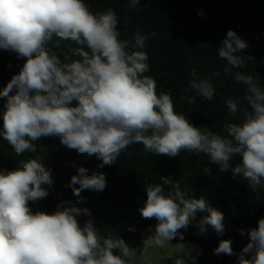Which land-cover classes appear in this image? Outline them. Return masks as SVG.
I'll return each mask as SVG.
<instances>
[{
	"label": "clouds",
	"instance_id": "clouds-1",
	"mask_svg": "<svg viewBox=\"0 0 264 264\" xmlns=\"http://www.w3.org/2000/svg\"><path fill=\"white\" fill-rule=\"evenodd\" d=\"M138 4L128 0L130 9ZM119 24L115 10L97 14L85 0H0V49L24 60L0 90V98H6L0 137L16 158L14 167L0 168V264H141L142 251L115 231L98 229L92 219L83 224L78 220L91 217L88 208L77 207L85 201L81 192L104 190L103 172L88 175L85 167H78L66 185L75 202L62 201L52 213L31 210L29 202L45 199L54 183L43 147L38 151L36 142L42 137L58 136L67 148L95 155L100 168L116 163L133 144L157 156L202 153L221 172L231 171L233 178L246 181L252 192L264 188V87L252 75L233 72L253 60L241 54L247 41L229 29L217 49L226 61L225 75L245 85L246 105L239 97L226 100L233 119L221 134L178 113L170 90L158 93L155 79L146 75L150 66L144 49L155 31L122 39ZM54 37L57 45L60 40L74 42L73 55L79 59L65 57L62 62L48 47ZM219 75L202 77L193 71L182 99L190 104L197 96L212 100V77ZM160 180L144 186L146 200L139 209L144 219L157 221L151 235L157 246L183 240L181 230L189 228L197 213H206L196 222L197 236L209 226L218 235L224 233V213L206 197L190 194L171 176ZM247 235L249 242L239 253L225 239L213 254L236 255L237 264H264V218ZM176 264L184 261L177 259Z\"/></svg>",
	"mask_w": 264,
	"mask_h": 264
},
{
	"label": "trees",
	"instance_id": "trees-1",
	"mask_svg": "<svg viewBox=\"0 0 264 264\" xmlns=\"http://www.w3.org/2000/svg\"><path fill=\"white\" fill-rule=\"evenodd\" d=\"M85 3L97 14L108 8L115 10L122 39L131 40L136 32L147 35L155 31L156 36L149 38L144 49L150 66L146 75L155 79L158 93L170 90L176 111L183 113L197 127L208 126L223 134V125L233 119L226 100L239 97L242 101L245 94V85L233 76L225 75L226 61H222L217 53L229 29L247 41L248 46L241 54L253 57L246 67L233 69V72L252 75L264 87V0H139L137 9H130L128 0H85ZM48 47L62 62L65 57L79 59L73 55L77 45L72 41L60 40L57 45L54 37ZM23 63V58H17L15 53L0 49V90ZM193 71L202 77L220 73L218 77H212L216 89L212 100L197 96L196 103L190 104L182 99ZM5 100L0 98V113ZM242 106H246L243 101ZM2 124L0 119V128ZM36 143L38 151L39 146L43 147L41 155L52 169L54 183L45 199L29 202L33 212L52 213L62 201L75 202L77 197L66 185L82 166L88 170V175L105 173L107 185L102 191L81 192L85 201L77 207L88 208L91 217L81 216L78 220L83 224L92 219L98 229L115 231L127 244L137 230L143 227L146 230L148 222L154 220L144 219L139 209L146 200L144 186L161 183L162 175L173 177L182 189L197 198L206 197L224 215L233 214V221L225 225L222 235L213 231L207 239L181 230L184 239L172 241L195 242L200 248V254L192 260L178 256L185 264H237L236 255L217 256L213 254L214 248L220 240L230 239L233 251L239 253L249 242L247 230L257 227L258 220L264 218V188L252 192L246 181L233 178L231 171L221 172L202 153L184 151L176 157L157 156L146 152L141 144H133L121 153L116 163L100 168L101 161L95 155L79 154L75 149L67 148L58 136L42 137ZM15 159L12 148L0 137V168L14 167ZM205 214L197 213L195 220ZM130 228L135 230L129 231ZM240 229L245 230L243 236Z\"/></svg>",
	"mask_w": 264,
	"mask_h": 264
},
{
	"label": "rangeland",
	"instance_id": "rangeland-1",
	"mask_svg": "<svg viewBox=\"0 0 264 264\" xmlns=\"http://www.w3.org/2000/svg\"><path fill=\"white\" fill-rule=\"evenodd\" d=\"M224 216L225 225L230 224L233 221V214ZM196 222L197 221L194 220L189 228L185 231L187 233L195 234L197 231L195 226ZM154 228L155 226H149L142 234H140V238L144 244L142 249L141 264H176L178 256H185L186 258L192 260L200 254V248L195 242L170 241V243L166 244L163 248L157 246L151 237V235L154 233ZM213 231L214 230L209 226L207 233L200 236L209 239L211 238ZM136 248L138 249V247Z\"/></svg>",
	"mask_w": 264,
	"mask_h": 264
},
{
	"label": "water",
	"instance_id": "water-1",
	"mask_svg": "<svg viewBox=\"0 0 264 264\" xmlns=\"http://www.w3.org/2000/svg\"><path fill=\"white\" fill-rule=\"evenodd\" d=\"M156 223H157V221L154 219V220H151L150 222H148L147 225L148 226H155ZM144 228L145 227L137 230L133 236V240L130 242L131 246L134 248L138 247L139 251H142L143 245H144L142 239L140 238V234H142L145 230Z\"/></svg>",
	"mask_w": 264,
	"mask_h": 264
},
{
	"label": "flooded vegetation",
	"instance_id": "flooded-vegetation-1",
	"mask_svg": "<svg viewBox=\"0 0 264 264\" xmlns=\"http://www.w3.org/2000/svg\"><path fill=\"white\" fill-rule=\"evenodd\" d=\"M128 245H129L130 247H132L130 243H129Z\"/></svg>",
	"mask_w": 264,
	"mask_h": 264
}]
</instances>
